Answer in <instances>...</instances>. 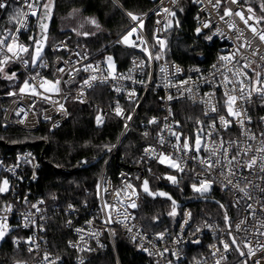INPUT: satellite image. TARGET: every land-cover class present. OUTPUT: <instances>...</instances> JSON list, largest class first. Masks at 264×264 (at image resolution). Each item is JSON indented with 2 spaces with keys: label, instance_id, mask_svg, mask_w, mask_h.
Wrapping results in <instances>:
<instances>
[{
  "label": "built area",
  "instance_id": "1",
  "mask_svg": "<svg viewBox=\"0 0 264 264\" xmlns=\"http://www.w3.org/2000/svg\"><path fill=\"white\" fill-rule=\"evenodd\" d=\"M150 1L153 7L149 11L132 13L139 17L136 21L128 15L130 12L121 7L130 25L103 48L90 50L85 45L77 43L72 35H66L48 43L40 57L33 62L35 47L32 48L28 42V35L37 17L29 15L24 26L21 27L19 21L24 17L16 13L21 8L23 0H0L6 4L4 9H0V40H5L7 37L5 43H10V30L11 34L18 37V43L29 48L27 53H18L19 58H17L0 46V60L5 56L11 57L7 64L0 65L4 68V71L0 72V85L5 84L7 89L0 94V120L4 126L13 127L24 133L38 132L43 125H47L50 131L59 130L69 119V101L74 100L82 105L90 104L92 103L90 92L96 88H104L111 95L109 106H95L99 108L103 122L107 116H114L124 123L123 132L111 154L108 155L105 168L98 180L95 200L89 198L82 204H69L71 208L69 205L58 204L49 206L42 198L34 196L30 190L29 187L38 181L43 166V161L33 148H20L7 157L0 158V183L4 179L9 181V191L0 194V217L7 216V235L18 233L13 238L15 247L24 248L27 252L29 247L33 248V251L29 252L31 254L29 260L15 264H49L52 260H55L56 264H66L63 257L53 253L49 237V221L55 214L65 218L66 226L72 233L73 239L68 245L74 252L73 260L76 264H81V261L84 263L88 254L105 251L107 248L105 237L109 238L116 253L115 234L135 243L146 258L145 264H216L217 260H220V264H226L237 251L232 245L230 250L225 252L220 241H226L231 245L232 236L236 237L248 264H256L257 261L264 264V234H262L264 233V192L256 187V185L264 187V180L259 179L264 173L259 172V161L254 170L243 168L238 170L235 176L228 177L233 184L239 181L240 187L247 185L250 199L227 184L225 177L220 175L221 167L217 166L207 171L206 165L198 162L199 158L210 157L213 141L218 145L220 137L225 141L239 140L241 147L251 144L253 151L244 159L256 155L255 148L259 147L261 140L264 139V136H261V133H264V120H261L264 117V100L258 94L253 93L250 102L237 100L235 105L236 109H245L247 116L251 117L250 123L246 121V128L250 130V134H255V140H249L247 136L241 135L242 129L235 122V118L227 115L224 105L225 91L235 87L236 92L230 94L241 95L238 81L244 80L245 84H248L247 77L254 76L252 69L261 72V79L264 80V60L261 59L264 57V41L259 38L264 28L257 22L253 13L248 12V7L242 0H238L235 4L232 0H219V3L217 0H190L196 7L194 35L208 46L215 45L216 54L207 64L184 66L167 61L162 54L167 46L166 34L178 26L177 7L181 0ZM165 9L168 11H164ZM227 9L233 14L225 15ZM23 11L29 10L24 8ZM40 11L41 8L37 10L38 15ZM237 11L243 12L246 19L252 17L248 19L247 25L234 14ZM150 20L152 23L149 36L147 29ZM205 24L209 26L204 27ZM252 27L256 29L255 33L251 30ZM17 28H20L19 33L16 32ZM133 28L136 31L128 37L129 42L125 43L124 37ZM197 29H200L199 33ZM209 36L212 37L210 40L207 39ZM158 41H163V44ZM114 46L133 51L129 66L123 71L118 70L116 61L107 53ZM145 48L147 52L144 51ZM156 56L160 58L156 59ZM109 57L112 58L111 63ZM221 57L230 59L221 60ZM24 61L28 63L25 64ZM244 64H249L250 67L244 68ZM88 65L91 67L85 71ZM177 67L180 69L179 72L176 71ZM61 68L63 71H58ZM12 73H15V77L11 80L7 79L6 76ZM241 73H247V77ZM93 76L96 77L95 80L91 79ZM225 76L232 81L227 87H225ZM57 80L58 92L52 90L51 84L45 83V81ZM86 80L89 84L84 83ZM25 81L30 87L21 92L20 89L24 87ZM184 81L187 83H183ZM130 93L134 95L130 96ZM149 93L157 97L158 110L146 118L137 120ZM244 94L247 95V89ZM169 95L173 97L172 100H168ZM117 105L122 110L120 116L116 115ZM212 105L217 107V112L210 111ZM206 112L208 115H205ZM221 115L233 121L226 131L219 120ZM128 116H131V120L126 119ZM153 118L157 123L149 124L148 121ZM213 120L216 124L215 129L209 127ZM130 132L135 133L143 144L139 160L132 166L123 168L116 178L108 176L107 168ZM145 132L148 133L147 136L144 135ZM172 132L181 135L180 141L176 140ZM210 132L211 138H209ZM197 135H200L202 140L199 153L195 151L185 153L180 150L185 138L188 139L190 146H194ZM161 137L163 144L160 143ZM176 145L180 147H175ZM205 145L209 151L204 150ZM224 147H228L227 143ZM145 149H155V152H146ZM235 151L236 147L233 146L230 152ZM160 154L170 155L172 159L178 160L184 171L176 172L182 177L191 178L190 191L196 198L215 199L214 196L217 194L230 197L234 213L233 218L228 214L231 229L226 222L223 225L217 219L196 222L194 212L189 205L180 209L178 220L172 228L159 232L145 229L138 218L141 207V191L138 184L140 185L142 178L146 177L154 163L160 164L158 158ZM193 156H197L198 159H192ZM220 158L223 159L222 156ZM215 159L217 157H212L213 161ZM223 170L227 175L226 169ZM201 180L212 181L210 191L203 195L194 191L192 187L193 184L199 187ZM128 184L133 186L137 195H132V189L127 187ZM133 200L138 205L134 209L128 206ZM105 202L113 205L110 213L111 222H107L109 211L103 207ZM9 204L13 206L12 211L5 213L2 209ZM248 204H252L251 209L247 207ZM32 205H36L40 211ZM125 213L128 214L127 219ZM25 216H29L35 224L25 227ZM241 220L246 222L237 231L236 225ZM69 221L71 224L68 223ZM76 229L82 231L77 232ZM229 231L232 236L229 235ZM160 233L164 234L162 239L158 235ZM241 241L252 248L254 255L248 254V247H245ZM145 248L148 249L147 252L143 250ZM165 249L168 251H164ZM149 252L152 255H149ZM45 253L49 254V262L43 261ZM221 256L226 259H221Z\"/></svg>",
  "mask_w": 264,
  "mask_h": 264
},
{
  "label": "trees",
  "instance_id": "2",
  "mask_svg": "<svg viewBox=\"0 0 264 264\" xmlns=\"http://www.w3.org/2000/svg\"><path fill=\"white\" fill-rule=\"evenodd\" d=\"M46 0H40L42 5ZM243 4L253 9V15L264 28V11L260 4L264 0H242ZM119 5L130 13H145L153 7L150 0H54L52 18L48 33L57 38L72 35L74 31L81 32L82 40L76 41L90 50H98L110 43L122 34L130 25ZM196 7L190 0H181L177 7L178 26L168 32L169 39L164 56L167 61L181 65H198L211 62L216 54V46H208L194 35L196 23L194 14ZM80 19H78V18ZM95 20L96 24L90 21ZM147 33L150 36L151 23L149 22ZM97 25H99L97 27ZM88 33L87 36L83 35ZM39 40L38 20L36 19L28 35V42L34 48L32 39ZM54 39V40H55ZM107 53L114 58L118 70L128 68L133 51L119 46L110 48ZM5 84L0 85V94L6 92ZM92 103L79 104L74 100L69 101V119L62 128L50 131L47 125H43L38 132L24 133L13 127L4 126L0 120V142L8 145L29 146L37 144L34 152L42 160L43 166L39 172V179L29 188L34 196L42 198L49 206L55 204L66 206L69 204H82L89 198L95 200L97 183L105 168L108 155L97 164L91 165L105 151L112 150L117 144L123 129V121L114 116H107L106 120L98 125L96 117L99 108L95 106H109L111 95L104 88H96L90 92ZM157 97L149 93L137 116V120L146 118L158 110ZM132 106H130L131 109ZM141 139L130 132L118 148L112 158L107 175L116 178L123 169L137 163L141 155ZM9 152L5 145L0 144V158L7 157ZM81 161H86L88 168L77 173L71 171L80 167ZM55 169L63 170V173L55 172ZM169 173L161 164L154 163L146 177L154 192L171 194L178 202H190L197 199L190 191L191 178L177 174V183L170 184L163 177ZM177 173V172H176ZM139 187V184H138ZM143 195V194H142ZM215 199L224 205V209L233 218L230 197L217 194ZM1 204V202H0ZM195 215L196 222L217 219L225 224L223 209L213 203L202 202L189 205ZM172 203L168 200H152L144 195L141 198V207L138 218L151 232H159L166 228H172L181 212L170 216ZM49 237L53 253L63 257L66 264H76L73 260L74 252L69 248V241L73 239L71 231L67 228L65 218L62 215H53L49 221ZM18 233L13 232L5 237L0 244V264H15L29 260L31 254L24 248H17L13 244V238ZM105 251L87 255L83 264H145L146 258L139 251L138 246L128 238L115 234L116 253L109 241ZM199 253V252H197ZM197 258V257H196ZM242 264L240 256L234 257L226 264Z\"/></svg>",
  "mask_w": 264,
  "mask_h": 264
},
{
  "label": "snow or ice",
  "instance_id": "3",
  "mask_svg": "<svg viewBox=\"0 0 264 264\" xmlns=\"http://www.w3.org/2000/svg\"><path fill=\"white\" fill-rule=\"evenodd\" d=\"M217 3H219V0H217ZM232 3H238V0H232ZM54 6V0H47V2L43 3L42 5V15H38L37 14V10L41 8V4H40V0H23V3L21 5V8L17 10V15H23L24 19L20 20L19 23L21 25V27L24 26L25 21L27 20V17L29 15L31 16H36L37 20L39 22V27L42 31L43 35V40L44 42L47 41V28L48 25L47 23H44L45 19H51V9ZM6 7V4L4 2H0V9H4ZM24 8H27L29 11L25 12L23 11ZM260 9L261 11H264V3L260 4ZM164 11H168V9H165ZM248 12H253V9L251 7L248 8ZM233 14L232 11L230 9L225 10V15H231ZM235 15L239 16L244 23L247 25L248 24V19H251L252 17H248L247 19L245 18L243 12L241 11H237L234 13ZM128 15L132 18L133 21H136L139 19V17L133 15L132 13H128ZM172 15H175V13H172ZM223 19V17H221ZM11 19V18H10ZM92 24H96V21L93 19L90 21ZM259 22V21H257ZM178 23V22H177ZM99 25H97L98 27ZM208 24H205L204 27H208ZM140 27H143V24H140ZM254 33L256 32V29L254 27H252L251 29ZM136 29L133 28L127 36L124 37V42L128 43V37L132 35L133 32H135ZM16 32L19 33L20 32V28L16 29ZM200 32V29H197V33ZM9 34L11 36V42L10 43H5V40L7 39V37L5 38V40H0V46H3L4 48L7 49L8 53H11L12 56H16L17 58H19L18 53L23 52V53H27L29 51L28 46H25L23 44L18 43V37L14 34H11L10 30H9ZM83 35L87 36L88 33H84ZM212 37H207V39H211ZM259 38L261 41H264V32H261L259 34ZM29 39H32L34 44H35V55L33 56V62H35V60L37 58L40 57L41 52L43 50V44L41 43L40 40H35L33 37H29ZM158 43L163 44V41H158ZM134 46V45H133ZM144 51H148L147 48L144 49ZM255 54V53H254ZM149 57L151 59V54H149ZM159 56H156V59H159ZM11 59V57L9 56H5L3 60H0V65H4L7 64L9 62V60ZM111 57L108 58L109 62L111 63ZM221 60H227L230 59L229 57H221ZM262 60H264V57H261ZM25 64H27V61H24ZM91 65H88L85 67V71L88 70V68H90ZM244 68H249L250 65L249 64H244L243 65ZM164 69H161V71H163ZM4 68L0 67V72H3ZM58 71H63V69H58ZM79 71V70H77ZM176 71L179 72L180 69L177 67ZM252 71L254 72V76L253 77H247V73H241L242 75H244L245 77L248 78L249 83L245 84L244 80H239L238 83L240 85L239 91L241 93V95L237 96L235 94H230V93H235L236 92V88L233 87L230 90H226L224 93V96L226 97L225 101H224V105L226 107V111H227V115L230 117L235 118V122L239 125V127L242 129L241 135L247 136L249 140H255L256 136L255 134H250V130L246 128V121L247 123L251 122V117L247 116V112L245 109L241 108V109H236L235 105L237 100H245L246 102H250L253 93H256L260 96V98L262 100H264V80L261 79V72L256 71L255 69H252ZM15 77V73H12L11 75L6 76L7 79H13ZM92 80H95L96 77L93 76L91 77ZM224 81H225V87H227V84L232 83V81L229 80V78L227 76L224 77ZM46 84H51V88L52 90L55 91H59V88L57 87V85L59 84V81H55V82H50V81H45ZM85 84H89V81L86 80L84 81ZM183 83H187V81H184ZM259 85V86H257ZM43 86V85H42ZM29 84L27 81L24 82V87H22L20 89L21 92H24L25 89L29 88ZM247 89V95L245 96V90ZM48 90V89H46ZM33 93L35 94V88H33ZM10 95H13L14 93H9ZM134 95V93H130L129 94ZM173 97L171 95L168 96V100H172ZM63 107V106H61ZM211 112H217L218 109L215 105H212L210 108ZM116 115L120 116L122 115V110L119 107V105H117L116 107ZM205 115H208V113L206 112ZM127 120H131V116H128L126 118ZM219 120L221 125L223 126L224 130L226 131L233 123V121L226 119L225 116L221 115L219 116ZM261 120H264V117L261 118ZM96 122L98 125L103 123V116L102 115H98L96 117ZM149 124H155L157 123L156 119L153 118L151 120L148 121ZM125 127H127V124L125 125ZM167 127V125H166ZM210 128L215 129L216 128V124L215 121L213 120V123L209 125ZM173 136L176 137L177 141H180L181 139V135L176 133V132H172L171 133ZM145 136L148 135L147 132L144 133ZM212 133H209V138H211ZM261 136H264V133H261ZM160 143L163 144V138L161 137L160 139ZM225 143H227L228 147H224ZM233 146L236 147V151L235 152H230V150L233 148ZM175 147H180L179 145H176ZM202 148V141H201V137L200 135H197L195 138V143L194 146H190L188 139L185 138L182 144V149L185 153L190 152V151H195L196 153H199L201 151ZM110 150V149H109ZM204 150L205 151H209L208 147L205 145L204 146ZM146 152H155V149H145ZM211 151V155L208 159H203V158H199L198 162L201 165H206V169L207 171H210L214 168H216L217 166L221 167L222 170L220 172L221 176H224L225 179L227 180V184L228 185H232L234 188L238 189V191L242 192L244 194L245 197H248L249 199L251 198L249 192L247 191V185L245 187H240L239 186V181H237L236 184H233V181L231 179H228L229 176H235L236 172L240 169L243 168H247L249 170H254L258 164L259 161V172L260 173H264V155H261V153H264V139L261 140L260 142V146L255 148V153L256 155H252L250 158L244 159V157H248L249 153L253 151V146L251 144H246L245 147H241L240 146V141L239 140H228L225 141L223 137H220L219 139V144L217 145L216 141H213V148L210 150ZM223 157V159H221L220 157ZM212 157H217V159H215L214 161L212 160ZM161 163H164L165 161H168L169 166L176 169L177 171L183 172L184 168H182L180 166V163L178 162V160H174L172 159V157L170 155H164V154H160V156L158 157ZM192 159H198L197 156H193L191 157ZM226 162V163H225ZM233 165H235L236 167L234 168ZM223 169H226L227 175L225 174V171ZM167 179L169 181H171L173 184L177 183V179L175 176L169 175L167 176ZM246 179V178H245ZM259 179L264 180V176H260ZM251 183V182H249ZM143 191L148 193L149 195L155 197V196H166L169 200H171V196H168L167 193L164 192H151L149 189V185H148V181L144 180L143 181ZM212 186V181H207V180H201L199 182V187L196 184H193V190L200 193L201 195H203L204 193H207L208 191H210ZM127 187L129 189H132V195L135 196L137 195L136 190L133 188V186L131 184H128ZM224 187H227V185H224ZM257 188H259V190L261 192H264V187H260L259 185H256ZM9 191V181L8 179H4L2 181V183H0V194L6 193ZM117 196H119V192H117ZM25 202L26 198H25ZM259 203V201H257ZM219 203V202H217ZM237 203H239V201H237ZM129 207L131 208H137L138 205L136 204V202L133 200L129 205ZM12 205H6L3 207V211L5 213L11 212L12 211ZM33 208H37L36 205H32ZM69 207L71 208V205H69ZM104 209H107L109 211V221L107 222H111V210L113 209V205L108 204L107 202H105L104 204ZM221 208H224V205L221 204L220 205ZM248 208H252V204H248L247 205ZM37 211H40L39 208H37ZM31 214H29L30 216ZM170 216H175L176 215V202L173 200L172 201V211L169 212ZM189 216L191 215L190 213L188 214ZM29 216H25L24 217V226L28 227L29 224H35L34 220H30ZM128 218V214L125 213V219ZM224 219L225 222L228 226L229 229H231V224L228 223V221L230 220V218L227 215V212H225L224 215ZM7 216L4 217H0V240H3L7 231H8V225H7ZM246 221L245 220H241L239 224L236 225V229L237 231L240 230V227L242 224H244ZM69 224H71V221L68 222ZM185 223H187V221H185ZM42 228V226H41ZM77 232L82 231L81 229H76ZM129 231H131V229H129ZM264 234V233H262ZM159 237L162 239L163 238V233L158 234ZM229 235L232 236L231 231H229ZM135 239V238H133ZM16 243H18V241H14ZM29 243H31V238H29ZM220 243L223 245V249L225 252H228L230 250V247L232 245L235 246V250L237 252H239L240 256H244L245 253L241 250V246L240 244L237 243V239L235 236H232L231 239V245L226 242V241H220ZM241 243L244 244L245 247H248V245L244 242L241 241ZM71 244V242H70ZM73 247H75L76 245H72ZM84 249H81V251H83ZM144 251H148V249H143ZM29 252L33 251V248L29 247L28 249ZM164 251H168L167 249H165ZM219 251V250H217ZM149 255H152L151 252L148 253ZM248 254L249 255H254V252L252 250L251 247H248ZM160 255H163V253H160ZM213 255H216V253H213ZM221 259H226V257L221 256ZM43 261L44 262H49V254L45 253L44 257H43ZM49 264H56L55 260H52L49 262ZM81 264H83V261H81ZM216 264H220V260L216 261ZM242 264H247L246 261L242 262ZM256 264H260V261H257Z\"/></svg>",
  "mask_w": 264,
  "mask_h": 264
},
{
  "label": "water",
  "instance_id": "4",
  "mask_svg": "<svg viewBox=\"0 0 264 264\" xmlns=\"http://www.w3.org/2000/svg\"><path fill=\"white\" fill-rule=\"evenodd\" d=\"M0 144H2V145H5L6 147H7V150L9 151V152H14V151H16V150H18V149H20V148H26V147H35L37 144H34V145H29V146H16V145H8V144H6L5 142H0ZM111 152H112V150H107V151H105L99 158H97V159H95L94 160V162L91 164V165H94V164H97V163H99L100 161H102L104 158H105V156L106 155H109V154H111ZM42 161L43 162H45V158L44 157H42ZM90 165H88L87 164V162L86 161H81V163H80V167L79 168H77V169H75V170H73V171H71L70 172V174H74V173H77V172H79V171H81V170H83V169H86V168H88ZM55 172H59V173H63L64 171L63 170H60V169H55L54 170ZM144 180H147L148 181V185H149V189H150V191L151 192H154L153 190H152V188H151V185H150V182H149V180L147 179V177H143L142 178V180H141V182H140V191H141V193L145 196V197H147V198H149V199H152V200H157V199H163V200H168V201H170L171 203H172V201L174 200L175 202H176V213L181 209V208H183V207H185V206H188V205H191V204H196V203H202V202H209V203H213V204H216V205H218V206H220L221 204L220 203H217L218 201L216 200V199H211V198H197V199H194V200H192V201H190V202H178L171 194H169V193H167L168 194V196H171V200H169L166 196H155V197H153V196H151V195H149L148 193H146V192H144L143 191V181ZM159 192H162V191H159ZM165 193V192H164ZM223 209V211H224V214H225V212H227L224 208H222ZM227 215H228V213H227ZM229 217V216H228ZM228 223H230V220L228 221ZM231 239H232V237H231ZM235 247V246H234ZM238 254H239V252H237ZM240 256V255H239ZM241 257V259L243 260V262L244 261H246V259H245V256H240ZM247 262V261H246ZM247 264H248V262H247Z\"/></svg>",
  "mask_w": 264,
  "mask_h": 264
},
{
  "label": "rangeland",
  "instance_id": "5",
  "mask_svg": "<svg viewBox=\"0 0 264 264\" xmlns=\"http://www.w3.org/2000/svg\"><path fill=\"white\" fill-rule=\"evenodd\" d=\"M45 2H47V0L45 1ZM44 2V3H45ZM119 7L121 8V6L119 5ZM43 10V9H42ZM52 13H53V7H52V9H51V18H52ZM78 18V17H77ZM78 19H80V18H78ZM50 21H51V19H45L44 20V23H47V25H48V28H47V33H46V35H47V41L46 42H44V40H43V33H42V31H41V29H40V27H39V22H38V30H39V40L41 41V43L43 44V48L48 44V43H50V42H52L56 37L55 36H52V35H50L49 33H48V29H49V24H50ZM74 33H75V36H76V41H81L82 40V34H81V32H78V31H74ZM168 39H169V34L167 33L166 34V44L168 45ZM166 48H167V46H166ZM166 49H164V51H165ZM164 51L162 52V54H164ZM202 141V140H201ZM160 164L162 165V167L163 168H165V169H168L169 170V173H165V174H163V177H164V179L166 180V181H168L170 184H173L171 181H169L168 179H167V176H169V175H172V176H175V177H177V173H176V169H174V168H172V167H170L169 166V163H168V161H165L164 163H161L160 162ZM139 189H140V185H139ZM142 193H141V198H142ZM231 203V202H230ZM6 235H7V233H6ZM6 235H5V237H6ZM5 237H4V239H5ZM3 239V240H4ZM3 240H0V244H1V242L3 241Z\"/></svg>",
  "mask_w": 264,
  "mask_h": 264
}]
</instances>
